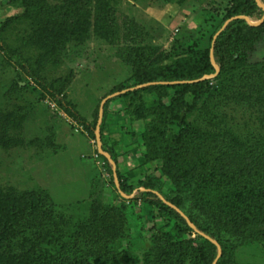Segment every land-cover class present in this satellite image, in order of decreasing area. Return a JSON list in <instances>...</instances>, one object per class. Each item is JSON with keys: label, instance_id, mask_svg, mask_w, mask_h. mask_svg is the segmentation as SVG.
<instances>
[{"label": "rangeland", "instance_id": "1", "mask_svg": "<svg viewBox=\"0 0 264 264\" xmlns=\"http://www.w3.org/2000/svg\"><path fill=\"white\" fill-rule=\"evenodd\" d=\"M79 1L82 5L69 7L70 0H0L1 36L89 123L86 127L62 108L0 43V186L30 192L32 199L39 197L42 215L60 217L38 231L33 260L13 259L17 246L4 249L0 264H151L158 253L153 226L172 228L175 221L144 202L138 190L158 178L164 194H181L191 206L190 190L198 178L196 173L178 179L177 187L163 171L161 148L148 159L142 135L154 118L166 145L181 136L179 145L189 152L193 145L186 139L203 141L209 164H218L221 146L230 143L264 160V62L238 64L192 82L194 87L172 84L105 102L103 150L114 153L117 171L136 188L123 192L113 165L99 151L96 127L103 100L137 86L153 62L170 63L195 51L204 52L198 60L205 62L212 38L228 20L231 0H107L106 23L115 31L119 26L116 37L96 33L101 0ZM261 10L258 5L252 22L261 21ZM61 17L67 25L59 33L54 21ZM80 30L86 38L79 40ZM173 98L183 107L172 114L167 107ZM142 106H155L154 115L139 118ZM209 132L219 139L199 138ZM189 158L192 168L201 160ZM259 232L247 230L235 243L226 233V264H264Z\"/></svg>", "mask_w": 264, "mask_h": 264}, {"label": "trees", "instance_id": "2", "mask_svg": "<svg viewBox=\"0 0 264 264\" xmlns=\"http://www.w3.org/2000/svg\"><path fill=\"white\" fill-rule=\"evenodd\" d=\"M261 1L264 4V0ZM79 2V0H70L69 7H76L75 5L81 4ZM107 5V0H101L99 9H96L94 19L96 33L102 36L112 34L113 37H116L119 34V26L115 25V31L113 26L106 23L109 19L107 18L108 13L110 15V10L106 8ZM257 6V0H231L227 19L237 15H245L252 19ZM33 13L38 14L39 12ZM263 15L264 10H261V16L263 17ZM82 17H79L80 20ZM54 22L59 33L67 25L62 17L55 18ZM83 31L80 30V34L76 36L77 39L86 38ZM212 41L209 50H207L208 56L205 62L202 63L198 60L200 57L204 58L202 51H195L194 54H188L166 64L153 62L138 76L137 85L161 81L196 80L206 75L215 74L216 69L211 61ZM0 43L5 54L11 59L16 58L35 83L55 95L62 108L81 124L89 127V123L80 115L73 104L66 100L65 95L54 90L46 77L42 76L31 65L30 59L25 58L4 40L1 31ZM30 48H28L29 52L31 51ZM213 49L214 60L220 71L238 64L263 63L264 21L257 26L250 25L245 19L231 21L217 37ZM171 85H148L127 91L123 96H136L142 91L153 92ZM179 85L185 88L196 86V84L191 83H179ZM172 101L171 105L167 107L168 112L173 114L175 111H181L183 105L179 102V98H173ZM140 108L136 113L142 119L149 118L156 111L155 106H142ZM104 110L106 114L107 106H104ZM219 137V134L213 136L209 132L205 138H199L205 142H213V140L217 141ZM194 138V136H190L189 139L185 140L193 145L189 152L183 150V146L179 145L180 141L184 139L181 136L177 138L175 145L164 144L163 141L166 136L155 118L143 132L142 139L147 148L148 159L152 160L150 154L161 148L164 160L163 171L170 180L176 182L177 187L180 186L177 182L178 179L192 177L196 173L198 176L197 184L192 186L190 190L191 206L186 203V199L181 194H164L162 182L158 178H153L149 183H143L142 186L150 189L149 191L138 190L144 202L155 206L162 216L175 221L172 228H167L166 225L153 226L152 237L158 248V253L151 264H213L218 255L216 244L195 231L184 216L167 205L152 190L158 191L164 198L175 204L189 217L199 231L220 244L222 255L217 264H226L227 240H229L226 233L235 236L233 241L230 240L233 243L243 240L245 232L254 228L260 229L259 234L264 237V160H255L242 144L230 143L221 146L220 155L216 158L219 159V162L212 165L208 163L209 160H205L207 159L206 156H202L205 149L203 141L202 144H198ZM108 153L115 160L114 153L109 149ZM189 156L201 160L199 163L196 162L192 168L189 163H193V160ZM105 160L108 161L106 158ZM117 175L120 189L123 192L132 193L136 189L129 183V179L119 171H117ZM30 194V192L12 187L0 186V263L6 258L4 249L14 251L17 250V246L18 251L12 256L13 259L25 261L28 258V260H33L34 256H31L30 253L35 247L34 244L41 238L38 231L44 227V223L60 220L58 216L46 217L45 214L42 215V204L39 202V197L32 199ZM46 210L45 212H47ZM186 234H189L190 237L185 238L184 235ZM192 234L197 237L192 238Z\"/></svg>", "mask_w": 264, "mask_h": 264}, {"label": "water", "instance_id": "3", "mask_svg": "<svg viewBox=\"0 0 264 264\" xmlns=\"http://www.w3.org/2000/svg\"><path fill=\"white\" fill-rule=\"evenodd\" d=\"M257 3L260 7H262L264 9V4L262 3L261 0H257ZM236 19H245L250 25H254V26H257L259 24H261L263 21H264V15L261 19L260 22L258 23H254L252 22L251 18H249L248 16H245V15H237V16H234V17H231L229 18L224 24L223 26L220 28V30L215 34L214 38H213V41H212V48H211V61H212V64L214 65L215 69H216V72L214 75H217L220 71V68L219 66L215 63V60H214V49H213V46H214V43L217 39V37L221 34V32H223L225 30V28L228 26V24L233 21V20H236ZM204 78V77H203ZM203 78L201 79H196V80H182V81H161V82H150V83H144V84H141V85H137V86H134V87H131V88H128V89H124L122 91H119V92H115L109 96H107L101 106H100V113H99V119H98V123H97V127H96V135H97V140H98V143H99V151L101 152V154H103L105 156V158L113 165V169H114V175H115V180H116V183L119 185V179H118V175H117V168H116V162L115 160L112 158V156L110 155V153L106 152L103 150V146H102V142H101V122H102V118H103V110H104V104L105 102L111 98V97H114L116 95H119L120 93H125L127 91H130V90H135V89H139V88H142V87H145V86H148V85H153V84H166V85H171V84H179V83H192V82H198L200 80H202ZM141 190L145 191V190H150V189H146L144 187L141 188ZM154 193H156L157 195L160 196V198H162V200L169 206H171L172 208L176 209L182 216L185 217V219L188 221L189 225L197 232H199L201 235L205 236L206 238L210 239L214 244L217 245L218 247V255L216 257V259L214 260L213 264H217L219 258L221 257L222 255V247L220 246V244L213 238H211L210 236L206 235L205 233L199 231L195 225L191 222V220L189 219V217L180 209L178 208L175 204L171 203L170 201H168L166 198L163 197L162 194H160L158 191H155V190H152Z\"/></svg>", "mask_w": 264, "mask_h": 264}]
</instances>
